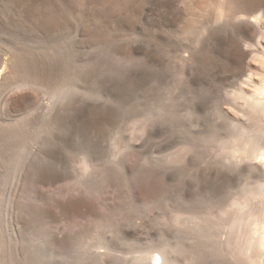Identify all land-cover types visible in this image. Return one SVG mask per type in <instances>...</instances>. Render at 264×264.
Segmentation results:
<instances>
[{
  "label": "bare ground",
  "instance_id": "6f19581e",
  "mask_svg": "<svg viewBox=\"0 0 264 264\" xmlns=\"http://www.w3.org/2000/svg\"><path fill=\"white\" fill-rule=\"evenodd\" d=\"M82 41L92 50L126 61L130 65L127 77L132 82L151 71L154 76L159 75L163 63L156 53L170 54L176 49L187 52L179 69V78L183 77L185 82L183 87L191 89L205 81L219 84L228 77L233 87L225 91L229 104L224 103L231 105L239 120L229 121L233 132L221 142L235 145V152H240L245 162L247 158L251 160L248 162L252 164L246 162L251 170L263 175L262 181L254 187L249 185L239 201L234 202L241 211L254 198L264 202V0H0V222L3 216L9 240L28 243L34 237L28 218L32 201L38 192L40 199H48L35 182L57 181L56 171L62 164L59 145H64L66 136L77 132L84 123L94 135L100 134L101 125H111V113L106 111L115 107L112 87L105 85L106 96L92 91L85 93V99L79 89L81 67L100 63L94 58L81 64L77 48ZM66 57L71 71L68 75L66 70L57 74L56 67L60 68ZM155 77L154 84L161 80ZM156 104L145 108L144 115L134 123L140 140L166 110V104ZM88 143L94 145L91 137ZM94 159L92 153L82 151L72 170L84 176ZM204 210L207 215L209 212ZM200 212L186 217L180 214L176 222L184 220L203 232L207 222ZM243 225L245 235L241 232L243 237L237 239L233 232ZM217 226L226 224L218 221ZM225 228L236 241L243 238L242 246L239 241H230L234 247L241 246V254L249 256L247 264H256L259 259L264 264V207L257 215L240 212ZM120 229V236L126 240L137 236ZM51 234L42 231L37 238L43 243L72 239ZM86 235L78 233L76 237ZM88 238L102 240L105 236L95 230ZM2 243L0 235V264H5L1 259ZM170 244L157 247L153 254L143 255L136 262L154 264L159 257L160 263L173 264L172 252H183L189 260L201 256L203 247L200 249L198 244ZM253 252L256 260L250 256Z\"/></svg>",
  "mask_w": 264,
  "mask_h": 264
},
{
  "label": "rangeland",
  "instance_id": "374dc122",
  "mask_svg": "<svg viewBox=\"0 0 264 264\" xmlns=\"http://www.w3.org/2000/svg\"><path fill=\"white\" fill-rule=\"evenodd\" d=\"M68 38L66 36V40ZM89 47L82 41L77 48L81 64L94 58L100 63L81 67L79 89L84 97L80 96L85 99V93L92 91L106 96L105 85L111 86L115 104L111 103L115 107L112 105L114 110L106 111L111 113V125H101L100 134L94 135L84 123L77 132L66 136L64 145H59L62 164L56 171L57 181L35 182L36 188L48 199L42 200L40 192L35 193L36 199L32 201L28 216L32 224L31 237L34 236L30 242L9 240L7 222L5 224L1 216V259L5 264H139L136 261L140 257L153 254L163 244L173 246L181 242L186 246L198 244L200 249L203 247L201 256L189 260L183 252H172L173 264L249 263L246 259L249 256L240 251L243 238L235 240L245 235L246 226L233 232L236 238L225 227L240 212L246 216L259 214L264 207H261L263 200L261 203V199H252L242 211L236 208L234 201H239L249 185L256 186L259 180L262 181L263 175L254 168L251 170L246 163L251 160L247 158L245 162L246 158L235 152V145L221 142L233 132L229 121L239 120L226 101L228 94L225 91L233 87L229 78L225 81L223 78L219 84L205 81L191 89L183 87L185 82L182 76V80L179 78V69L183 64L181 58L187 52L176 49L170 54L163 53L165 56L156 53L163 63L161 73L155 74L161 79L159 82H152L155 77L152 71L146 77H135L132 82L131 77H127L130 65L126 61ZM64 62L60 68L56 67L57 74L66 70L68 75L71 71L68 57ZM222 97H225L224 101ZM157 102L166 104V110L157 116L159 119L140 140L134 123ZM135 105L137 107L132 108ZM89 137L94 145H89ZM82 151L92 153L95 159L88 172L79 176L72 170V165ZM204 208L209 212L207 215ZM192 211H201L209 229L205 226L203 232H199L183 218L182 224L176 222L179 220L176 216L186 217ZM211 211L215 212L212 214ZM218 221L226 226L219 228ZM122 227L126 232H134L136 238L126 240L121 237ZM95 230H99L105 236L102 240L106 241L87 239ZM42 231L72 239L43 243L37 238ZM78 233L88 235L79 239ZM228 240L234 244L239 241L241 246L235 248ZM254 255L256 252L250 254L251 258L255 259ZM260 263L263 264L259 259L256 264Z\"/></svg>",
  "mask_w": 264,
  "mask_h": 264
},
{
  "label": "snow or ice",
  "instance_id": "6c2138e0",
  "mask_svg": "<svg viewBox=\"0 0 264 264\" xmlns=\"http://www.w3.org/2000/svg\"><path fill=\"white\" fill-rule=\"evenodd\" d=\"M154 264H160V258L159 257H156Z\"/></svg>",
  "mask_w": 264,
  "mask_h": 264
}]
</instances>
